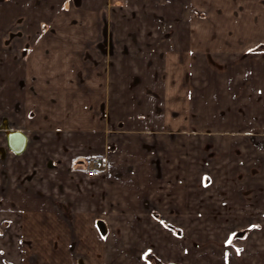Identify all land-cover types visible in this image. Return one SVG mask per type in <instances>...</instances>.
<instances>
[{
  "label": "crops",
  "instance_id": "0c3cea01",
  "mask_svg": "<svg viewBox=\"0 0 264 264\" xmlns=\"http://www.w3.org/2000/svg\"><path fill=\"white\" fill-rule=\"evenodd\" d=\"M235 1L0 0V118L28 139L0 137V223L24 230L0 264H106L119 226L141 258L264 264V0ZM184 2L205 20L177 25Z\"/></svg>",
  "mask_w": 264,
  "mask_h": 264
},
{
  "label": "rangeland",
  "instance_id": "374dc122",
  "mask_svg": "<svg viewBox=\"0 0 264 264\" xmlns=\"http://www.w3.org/2000/svg\"><path fill=\"white\" fill-rule=\"evenodd\" d=\"M237 1H241V0H236L235 2H237ZM197 5H199V4H197ZM200 5L202 7L204 5V3L202 2ZM202 9L205 10L206 7H203ZM239 11L240 10L237 9L238 13H239ZM207 13L206 12H199V10L192 7L191 4L184 2V15H183L182 19L178 20L177 25H184V26L194 25L195 22L197 21L196 19H198V18H199V20L200 19L205 20V15ZM167 26H168V22L165 23V22L161 21V28H166ZM15 30H16V33L19 32L22 35V36H18V39H17L18 40V46H22L23 43H20V41L23 42V38H24L23 36H25L23 34L25 32L24 23H21L18 21L16 23ZM22 30H23V32H22ZM165 39H166V37L164 35H162V40H165ZM16 53H17L18 59L21 60V59L25 58L24 57L25 51L23 52L22 49L19 50V48H18ZM10 126H11V128H14V124L12 123V121L10 122ZM2 127H3V117L0 118V137L5 138V134L3 133L4 129ZM210 149L212 150V148H210ZM210 153H211V151H210ZM5 155H6V156H4L5 158H2V159H5V162H6L8 157H9L8 156L9 154L6 152ZM0 163H2V162H0ZM50 168L53 169L54 167L52 168V166H50ZM5 176H7V175H5ZM5 176H2V179H5V180H2L3 182L1 185V190L4 193L8 192V190H9L8 184L10 183L9 179L8 178L6 179ZM23 189H26V188H23ZM54 203L55 202H51V205H54ZM68 209L65 208L63 211L61 210L62 211L61 215H63L64 220L66 222L65 223L66 228L70 231V234L72 236V234H73L72 230L74 228L73 223H72L73 217L71 216L72 211L70 209L68 211ZM21 214H22V212L19 211V213H16V215H11L10 216L11 218L9 217L10 219L16 218L15 223L18 224L17 226H14V227L11 226L9 228L8 226L10 225V221H8V220H10V219H8V218L5 221V223H0V237H2L5 234L16 235L19 238L21 236H23L24 230L22 227H20ZM3 218L5 219V217H3ZM11 223H12V221H11ZM119 227L115 228V229L117 230V229H119ZM113 229H114V227H112V230ZM115 229L113 230L112 236H110L109 242L106 243L107 248H109V250H111V257H107L106 264H168L166 261H169L170 259L167 256L165 257V259L163 258L164 260H162L159 257V255L157 256L152 251V253H150V256H149V254H146V256H147L146 258L145 257L141 258L140 256L139 257L137 256V252H138L137 246H135V245L133 246L131 243H121L120 239L116 240V242H111L112 240L114 241L115 239L119 238L118 236H116V233H115L116 230ZM169 229L172 230V232H175L177 234V232L173 228H169ZM180 234H183V233H180ZM180 234H178V236L182 237ZM2 245H3V247H2ZM15 245H17V248L14 247ZM95 245H97V244L95 243ZM19 246H20L19 242L16 244L15 243H9L8 245L6 243H1V247L3 249H5V251H7L6 257L10 256L11 259H14V261H16V263H18V260L16 258L19 259V257H20L19 254H21ZM72 246L75 247V244L72 243ZM97 247H98V245H97ZM71 251L73 253L72 256H74L75 254H74L73 250H71ZM31 254L34 255L35 254L34 251ZM31 259H32V263H30V264H40V258L34 259V257H33ZM177 260H178V262L184 263L183 258L181 260H179V259H177ZM29 261H30V259H28V262ZM73 261H74V264H87V260L79 254L75 255V259H73ZM93 261H94L93 264H95V262H96V264H100L102 262L101 260H97V259H95ZM12 263H14V262L12 261Z\"/></svg>",
  "mask_w": 264,
  "mask_h": 264
},
{
  "label": "water",
  "instance_id": "95a60500",
  "mask_svg": "<svg viewBox=\"0 0 264 264\" xmlns=\"http://www.w3.org/2000/svg\"><path fill=\"white\" fill-rule=\"evenodd\" d=\"M6 140L8 142V148L16 155L22 154L27 147L28 139L21 131H9L5 132ZM4 153V150H3ZM102 230V228H100ZM105 233V231H103Z\"/></svg>",
  "mask_w": 264,
  "mask_h": 264
},
{
  "label": "built area",
  "instance_id": "2783aa9c",
  "mask_svg": "<svg viewBox=\"0 0 264 264\" xmlns=\"http://www.w3.org/2000/svg\"><path fill=\"white\" fill-rule=\"evenodd\" d=\"M8 127L11 130L13 129L10 126V122L8 124ZM3 133H4V131H3ZM2 155L3 154L0 152V162H2V164H4L5 163V159H2V158H5L4 156H6V155H3V156ZM82 164L85 166V171H86V173L89 176L100 175L102 173V171H103L99 160H97L95 158H88L84 162H82Z\"/></svg>",
  "mask_w": 264,
  "mask_h": 264
},
{
  "label": "flooded vegetation",
  "instance_id": "af4514ba",
  "mask_svg": "<svg viewBox=\"0 0 264 264\" xmlns=\"http://www.w3.org/2000/svg\"><path fill=\"white\" fill-rule=\"evenodd\" d=\"M8 124H9V120L8 119H6V118H3V131H4V134H5V132H6V129L7 130H9V131H16V130H11V129H9V127H8ZM18 131V130H17ZM5 138H6V135H5ZM6 154V151H4V153H3V155H5Z\"/></svg>",
  "mask_w": 264,
  "mask_h": 264
},
{
  "label": "snow or ice",
  "instance_id": "6c2138e0",
  "mask_svg": "<svg viewBox=\"0 0 264 264\" xmlns=\"http://www.w3.org/2000/svg\"><path fill=\"white\" fill-rule=\"evenodd\" d=\"M231 241L229 240V243H230Z\"/></svg>",
  "mask_w": 264,
  "mask_h": 264
}]
</instances>
